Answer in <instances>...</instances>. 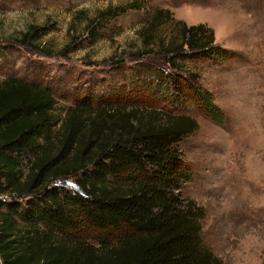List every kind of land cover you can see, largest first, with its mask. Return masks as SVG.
Returning <instances> with one entry per match:
<instances>
[{"label": "trees", "instance_id": "obj_1", "mask_svg": "<svg viewBox=\"0 0 264 264\" xmlns=\"http://www.w3.org/2000/svg\"><path fill=\"white\" fill-rule=\"evenodd\" d=\"M140 6L139 0L109 6L88 19L87 31ZM166 24L178 34L159 36ZM35 33L40 38L31 25L16 40L47 55L70 45L52 51ZM139 33L143 46L129 58L151 61L166 108L82 98L54 136L57 101L49 88L18 78L0 83V189L13 198L0 199L1 264H226L203 243L204 208L178 191L192 175L178 145L198 129L196 119L178 110L190 101L221 122L212 94L183 66L235 53L216 43L206 24L188 25L166 9L154 11ZM28 153L34 159L21 173ZM78 175L77 190L54 183Z\"/></svg>", "mask_w": 264, "mask_h": 264}, {"label": "rangeland", "instance_id": "obj_2", "mask_svg": "<svg viewBox=\"0 0 264 264\" xmlns=\"http://www.w3.org/2000/svg\"><path fill=\"white\" fill-rule=\"evenodd\" d=\"M130 1L0 0V83L18 78L49 88L57 101L54 136L68 109L82 98L96 104L101 96L120 97L127 104L136 100L166 108L169 100L152 75L151 61L129 58L143 46L139 32L158 9L188 25L206 24L215 42L235 56L184 63L187 73L199 76L223 117L215 121L190 101L179 105L178 112L196 119L198 129L178 145L192 169L178 191L204 208L203 243L226 264H264V0H139V8L100 20L93 34L87 31L88 19ZM31 25L38 26L36 42L52 51L70 43L64 54L47 55L16 40ZM159 33L169 39L178 29L166 24ZM32 159L31 153L22 158L21 173ZM78 178L54 183L77 190ZM11 196L0 189V199Z\"/></svg>", "mask_w": 264, "mask_h": 264}]
</instances>
